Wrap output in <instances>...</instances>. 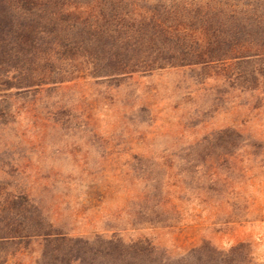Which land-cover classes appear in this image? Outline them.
<instances>
[{
  "label": "rangeland",
  "instance_id": "374dc122",
  "mask_svg": "<svg viewBox=\"0 0 264 264\" xmlns=\"http://www.w3.org/2000/svg\"><path fill=\"white\" fill-rule=\"evenodd\" d=\"M51 10L53 69L65 80L42 95L37 129L23 117L0 142V180L11 185L19 167L16 182L69 237L148 238L172 258L241 244L220 264H264V59L172 40L211 60L123 74L89 64L116 43L138 62L162 47L122 40L131 32L119 22L190 39L264 37L239 23L264 24V0H53ZM94 21L114 38L88 46Z\"/></svg>",
  "mask_w": 264,
  "mask_h": 264
},
{
  "label": "trees",
  "instance_id": "16d2710c",
  "mask_svg": "<svg viewBox=\"0 0 264 264\" xmlns=\"http://www.w3.org/2000/svg\"><path fill=\"white\" fill-rule=\"evenodd\" d=\"M52 5L53 0H0V142L5 141L6 133L12 131L23 117L28 120L24 129H37L42 95L56 82L65 80L56 78L53 69L57 43ZM239 23L241 29H262L264 26L249 19H242ZM86 24V31L89 32L87 45L98 42L102 37L114 38L108 27L98 25L96 21ZM116 26L131 32L122 40L132 39L137 45H163L154 57L146 60L144 57L142 62H138L127 58L128 49L119 51L123 47L119 41L122 46L117 43L116 47L111 45L102 58L89 62L94 70L96 67L98 70L101 60L115 74L133 73L141 68L150 72L211 60L209 53L177 51L171 46L172 40L196 42L199 46L215 50H223L228 45L230 49L224 53L223 59H264L263 35L256 39L247 37L239 40L235 31L224 36L203 35L190 39L186 35L157 33L162 25L156 22L146 25L119 22ZM148 27L152 32L141 33ZM260 76L263 78L264 94V75ZM3 143L8 144L7 141ZM14 172L15 175L8 173L10 178H14L11 185L0 180V264H220L236 255L241 245L221 251L204 244L190 249L183 256L172 258L148 238L123 242L119 238H104L101 235L92 239L69 237L45 220L30 191L16 182V175L23 174V171L16 167Z\"/></svg>",
  "mask_w": 264,
  "mask_h": 264
}]
</instances>
